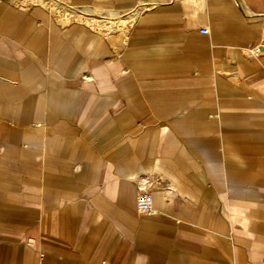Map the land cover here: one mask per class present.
<instances>
[{
    "label": "crops",
    "instance_id": "1",
    "mask_svg": "<svg viewBox=\"0 0 264 264\" xmlns=\"http://www.w3.org/2000/svg\"><path fill=\"white\" fill-rule=\"evenodd\" d=\"M0 264H264V0H0Z\"/></svg>",
    "mask_w": 264,
    "mask_h": 264
},
{
    "label": "built area",
    "instance_id": "2",
    "mask_svg": "<svg viewBox=\"0 0 264 264\" xmlns=\"http://www.w3.org/2000/svg\"><path fill=\"white\" fill-rule=\"evenodd\" d=\"M206 32V29H202ZM135 208L141 214H152L154 212L152 194L149 188H139L135 197Z\"/></svg>",
    "mask_w": 264,
    "mask_h": 264
}]
</instances>
